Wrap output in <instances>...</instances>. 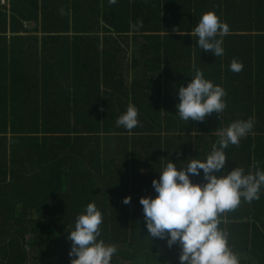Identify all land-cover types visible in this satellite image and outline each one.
Here are the masks:
<instances>
[{"label": "trees", "instance_id": "obj_1", "mask_svg": "<svg viewBox=\"0 0 264 264\" xmlns=\"http://www.w3.org/2000/svg\"><path fill=\"white\" fill-rule=\"evenodd\" d=\"M212 10L230 28L219 57L176 31L190 32ZM233 60L243 64L238 73ZM193 65L226 90L223 114L179 117L178 89ZM10 88L34 98L29 112H6ZM130 103L140 121L131 132L116 124ZM250 117L253 134L225 149L229 170H264V0H8L0 5V264H71L69 231L92 202L103 214L99 239L117 247L112 264H180L179 243L147 234L140 198L156 195L152 181L168 162L205 159L219 129ZM192 179L203 182L202 172ZM220 227L240 264H264V186L259 199L223 213Z\"/></svg>", "mask_w": 264, "mask_h": 264}, {"label": "clouds", "instance_id": "obj_2", "mask_svg": "<svg viewBox=\"0 0 264 264\" xmlns=\"http://www.w3.org/2000/svg\"><path fill=\"white\" fill-rule=\"evenodd\" d=\"M117 2L109 0L110 4ZM137 26H142V22L133 25ZM176 31L181 36L195 38L194 42L203 51L219 57L224 54L223 38L229 34L230 28L212 10L200 16L190 32ZM193 67L195 75L178 89L176 112L179 117L184 121L200 122L213 113L223 114L227 107L226 90L205 78L195 65ZM229 67L238 73L243 64L233 60ZM139 123V110L131 103L116 120L117 126L129 132ZM254 126V118L250 117L235 120L219 129L215 133L218 140L205 159H192L187 164L182 160V167L171 160L152 181L156 195L140 198L147 234L152 240L166 239L169 247L179 243L180 264H240L239 256L229 245L228 234L220 227L222 214L235 209L242 199L251 202L260 198L264 170L257 168L252 172L239 166L227 169L225 149L230 144L238 145L242 138L253 134ZM201 172L203 182H193L192 177L200 176ZM123 202L129 204L131 196L125 197ZM102 223L103 214L95 202L87 204L68 234L72 242L69 251L71 264H112L117 247L99 239Z\"/></svg>", "mask_w": 264, "mask_h": 264}, {"label": "crops", "instance_id": "obj_3", "mask_svg": "<svg viewBox=\"0 0 264 264\" xmlns=\"http://www.w3.org/2000/svg\"><path fill=\"white\" fill-rule=\"evenodd\" d=\"M30 26V24H29ZM40 36L42 37L43 34H40ZM29 63V65H34L36 66L37 68H35L36 71L39 70V68H42L40 73H42V71L44 70V65H38V63H35V61L28 55V61H26ZM38 75V74H37ZM35 78H38V77H35ZM44 78V75L40 77L41 80H43ZM28 80L36 83L34 81L33 78L29 77ZM43 84H45L46 82H44V80L41 82ZM45 95V94H44ZM33 97L31 95H28V96H25V92H19L17 91L16 89H12L10 88L9 92H8V98H7V101L9 100L10 102L12 101V104L9 103L8 104V110H6V112L8 113L9 112H14L12 114H15V115H20L22 114V112H29V109L33 103ZM28 102V103H26ZM26 103V105H25Z\"/></svg>", "mask_w": 264, "mask_h": 264}, {"label": "built area", "instance_id": "obj_4", "mask_svg": "<svg viewBox=\"0 0 264 264\" xmlns=\"http://www.w3.org/2000/svg\"><path fill=\"white\" fill-rule=\"evenodd\" d=\"M8 3V0H0V5H5Z\"/></svg>", "mask_w": 264, "mask_h": 264}]
</instances>
